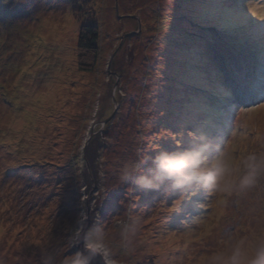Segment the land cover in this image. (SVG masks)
I'll return each mask as SVG.
<instances>
[{
  "label": "rangeland",
  "instance_id": "rangeland-1",
  "mask_svg": "<svg viewBox=\"0 0 264 264\" xmlns=\"http://www.w3.org/2000/svg\"><path fill=\"white\" fill-rule=\"evenodd\" d=\"M82 3L0 0V179L18 190L0 189V264H62L88 216L113 237L114 264H204L229 240L250 246L264 234V178L241 196L144 192L119 170L187 147L192 131L237 161L264 153V99H248L264 94V0H90L93 72L77 66ZM130 215L143 226L125 253L117 229Z\"/></svg>",
  "mask_w": 264,
  "mask_h": 264
},
{
  "label": "clouds",
  "instance_id": "clouds-1",
  "mask_svg": "<svg viewBox=\"0 0 264 264\" xmlns=\"http://www.w3.org/2000/svg\"><path fill=\"white\" fill-rule=\"evenodd\" d=\"M189 139L185 148L161 150L151 158L124 162L119 179L131 181L144 192H170L195 186L208 195L241 196L256 189L264 178V153H251L237 161L227 143L209 131H192ZM142 226L143 218L139 215L119 222V247L125 253L133 250ZM73 237L83 248L63 259L62 264H94L97 258L104 264H113V237L103 227H78ZM48 264H53L52 260ZM204 264H264V236H258L250 246L240 239L229 240Z\"/></svg>",
  "mask_w": 264,
  "mask_h": 264
},
{
  "label": "trees",
  "instance_id": "trees-1",
  "mask_svg": "<svg viewBox=\"0 0 264 264\" xmlns=\"http://www.w3.org/2000/svg\"><path fill=\"white\" fill-rule=\"evenodd\" d=\"M89 2H90V0H84V3H82L80 6H78V7L73 6V8H72L74 14L79 19V25H80L79 30H78V37H77L78 56L76 57V59H77V66H78L79 70H82V72L83 71L93 72V70L96 66V63L99 59L97 50H99L100 26L98 25V22H97L96 11L91 9V7L89 6ZM134 30H136V28ZM114 72L120 73L119 70H116ZM259 95H260L259 92H253L251 97L256 98ZM8 133H10V131H8ZM38 135H39V133H38ZM40 137L44 138L45 136H40ZM4 139H5V137L1 138L0 143ZM26 139L28 140V142H26L25 145H23L24 150L27 149V147H26L27 145H32L33 141L35 140L34 138L32 139V141L29 138H26ZM4 142L5 141H3L1 146H6V144H4ZM35 145H37V144H35ZM42 147L45 148V146H42ZM3 149H4V147H3ZM7 149H9L8 146H6V150ZM19 152L21 153V151H19ZM36 152H38V150H36ZM12 155H14V152H12ZM14 156H12V159H15ZM41 156H44V161H45V163H47L48 157H46L43 154ZM0 180H1L0 181V189L1 188L3 189L1 191H3V192L8 191V193L11 194L13 196V198H16L15 194L18 190L13 185L14 181H12L11 179L6 180L4 177H1ZM17 197H18V195H17ZM236 202H237V208H238V203H240V202H238V198H237ZM262 235L264 236L263 233H262ZM258 236H261L259 229H258V234L256 235V238ZM134 264H144V263H138V261H135ZM147 264H152V263L148 262Z\"/></svg>",
  "mask_w": 264,
  "mask_h": 264
},
{
  "label": "water",
  "instance_id": "water-1",
  "mask_svg": "<svg viewBox=\"0 0 264 264\" xmlns=\"http://www.w3.org/2000/svg\"><path fill=\"white\" fill-rule=\"evenodd\" d=\"M115 104L117 105V103H115ZM86 143H87V139H86V142H85V145H84V149H83V155H84L85 159H86V152H85ZM88 155H89V159L93 161L94 155H90V154H88ZM85 164H86V168H88L86 162H85ZM90 166H91V163H90ZM88 172H89V175L92 177V175H91V173H90L89 170H88ZM91 177H90L91 183L90 184H87V187L89 188L88 192H89L90 195L92 193V190L94 189L93 188L94 187V182H93V180H92ZM90 222H91V216H88L87 220L84 223L85 225H83L82 227H84V228L89 227ZM75 248L78 251V250H80V249L83 248V244L82 243H76L75 244ZM94 264H104V262L100 258H97V260L94 261Z\"/></svg>",
  "mask_w": 264,
  "mask_h": 264
},
{
  "label": "snow or ice",
  "instance_id": "snow-or-ice-1",
  "mask_svg": "<svg viewBox=\"0 0 264 264\" xmlns=\"http://www.w3.org/2000/svg\"><path fill=\"white\" fill-rule=\"evenodd\" d=\"M261 87H262V89H264V85H262ZM260 99H264V94L261 95ZM259 107L261 109H264V104H260ZM251 111L254 112V111H256V109H251Z\"/></svg>",
  "mask_w": 264,
  "mask_h": 264
},
{
  "label": "bare ground",
  "instance_id": "bare-ground-1",
  "mask_svg": "<svg viewBox=\"0 0 264 264\" xmlns=\"http://www.w3.org/2000/svg\"><path fill=\"white\" fill-rule=\"evenodd\" d=\"M212 1V0H211ZM196 72V71H195ZM114 264V263H113ZM115 264H118V263H115Z\"/></svg>",
  "mask_w": 264,
  "mask_h": 264
}]
</instances>
